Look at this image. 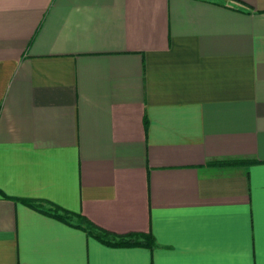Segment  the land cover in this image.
<instances>
[{
    "label": "crops",
    "instance_id": "crops-1",
    "mask_svg": "<svg viewBox=\"0 0 264 264\" xmlns=\"http://www.w3.org/2000/svg\"><path fill=\"white\" fill-rule=\"evenodd\" d=\"M0 264H264V0H0Z\"/></svg>",
    "mask_w": 264,
    "mask_h": 264
},
{
    "label": "trees",
    "instance_id": "trees-1",
    "mask_svg": "<svg viewBox=\"0 0 264 264\" xmlns=\"http://www.w3.org/2000/svg\"><path fill=\"white\" fill-rule=\"evenodd\" d=\"M31 207L40 210L44 213L52 215L56 218L62 219L66 222L72 223L76 226L86 229L92 235L96 236L98 239L110 243V244H146L150 245L153 242L152 236L149 232H126L118 233L107 229L94 223L90 218L80 212L71 211L60 205L43 199H33V198H21Z\"/></svg>",
    "mask_w": 264,
    "mask_h": 264
}]
</instances>
